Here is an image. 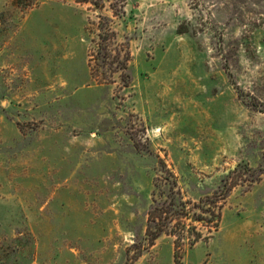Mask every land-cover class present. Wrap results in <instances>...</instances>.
I'll use <instances>...</instances> for the list:
<instances>
[{"label": "rangeland", "instance_id": "1", "mask_svg": "<svg viewBox=\"0 0 264 264\" xmlns=\"http://www.w3.org/2000/svg\"><path fill=\"white\" fill-rule=\"evenodd\" d=\"M263 153L264 0H0V264H175L150 207ZM180 262L264 264V174Z\"/></svg>", "mask_w": 264, "mask_h": 264}, {"label": "trees", "instance_id": "2", "mask_svg": "<svg viewBox=\"0 0 264 264\" xmlns=\"http://www.w3.org/2000/svg\"><path fill=\"white\" fill-rule=\"evenodd\" d=\"M124 2V0H122ZM94 5H98L94 2ZM114 15L116 14L113 10ZM98 26L103 29L98 33L101 41H106L109 36H114L115 32L110 27V20L106 16L98 17ZM98 51L90 54V68L93 71L98 68ZM129 53L122 60L117 61L116 67L125 69ZM127 74L121 73V79ZM264 160V153H263ZM261 174H264V166L244 172L241 166H236L224 178L220 187L211 195H206L198 202L190 200H178L174 198L156 202L147 212V226L145 234L149 244L159 235L166 234L173 238V259L175 264H181L180 253L187 246H193L198 241L209 240L217 230L221 218L222 206L232 188L241 182L251 183L256 181Z\"/></svg>", "mask_w": 264, "mask_h": 264}]
</instances>
